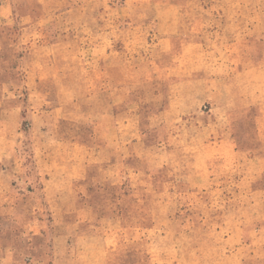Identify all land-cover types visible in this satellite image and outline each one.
I'll use <instances>...</instances> for the list:
<instances>
[{
	"label": "rangeland",
	"instance_id": "374dc122",
	"mask_svg": "<svg viewBox=\"0 0 264 264\" xmlns=\"http://www.w3.org/2000/svg\"><path fill=\"white\" fill-rule=\"evenodd\" d=\"M0 264H264V0H0Z\"/></svg>",
	"mask_w": 264,
	"mask_h": 264
}]
</instances>
